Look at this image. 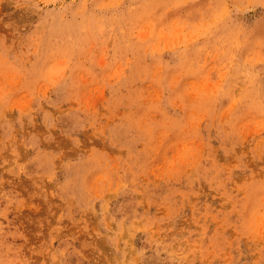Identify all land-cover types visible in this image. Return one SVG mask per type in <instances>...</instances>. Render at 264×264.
<instances>
[{
	"label": "rangeland",
	"instance_id": "374dc122",
	"mask_svg": "<svg viewBox=\"0 0 264 264\" xmlns=\"http://www.w3.org/2000/svg\"><path fill=\"white\" fill-rule=\"evenodd\" d=\"M0 264H264V0H0Z\"/></svg>",
	"mask_w": 264,
	"mask_h": 264
}]
</instances>
